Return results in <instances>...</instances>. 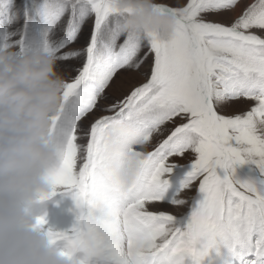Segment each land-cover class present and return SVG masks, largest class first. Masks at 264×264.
Wrapping results in <instances>:
<instances>
[{
    "label": "snow or ice",
    "instance_id": "6c2138e0",
    "mask_svg": "<svg viewBox=\"0 0 264 264\" xmlns=\"http://www.w3.org/2000/svg\"><path fill=\"white\" fill-rule=\"evenodd\" d=\"M155 7L163 38L115 0H0V43L49 47L66 81L41 199L76 222L49 235L76 264H264V0Z\"/></svg>",
    "mask_w": 264,
    "mask_h": 264
},
{
    "label": "clouds",
    "instance_id": "9594fccd",
    "mask_svg": "<svg viewBox=\"0 0 264 264\" xmlns=\"http://www.w3.org/2000/svg\"><path fill=\"white\" fill-rule=\"evenodd\" d=\"M155 4L115 0L121 10L133 8L128 29L163 38L175 30L176 16ZM56 65L55 52L45 45L17 49L0 43V264H76L52 242V230L37 224L45 215L35 210L54 191L50 174L62 148L54 124L66 81ZM112 127L127 130L119 121Z\"/></svg>",
    "mask_w": 264,
    "mask_h": 264
},
{
    "label": "rangeland",
    "instance_id": "374dc122",
    "mask_svg": "<svg viewBox=\"0 0 264 264\" xmlns=\"http://www.w3.org/2000/svg\"><path fill=\"white\" fill-rule=\"evenodd\" d=\"M26 0H17L18 4H22ZM156 3L168 2L172 0H155ZM35 210L44 214L47 221L46 228L54 232H69L76 222V211L74 202L69 195L57 192L52 198L39 203Z\"/></svg>",
    "mask_w": 264,
    "mask_h": 264
}]
</instances>
